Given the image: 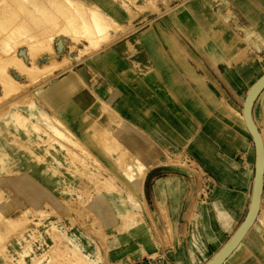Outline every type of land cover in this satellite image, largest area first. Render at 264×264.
<instances>
[{
	"label": "crops",
	"instance_id": "0c3cea01",
	"mask_svg": "<svg viewBox=\"0 0 264 264\" xmlns=\"http://www.w3.org/2000/svg\"><path fill=\"white\" fill-rule=\"evenodd\" d=\"M83 1L124 27L130 21L129 11L118 0ZM237 1L241 16L255 26V33L247 30L253 59L258 56V40L264 38L259 26L264 27V0ZM59 38L66 37H58L55 48L62 45ZM195 40L212 49L207 37ZM258 63L241 90L230 80L236 67L218 72L222 86L213 64L208 70L194 48L167 41L157 26L141 32L127 28L110 44L75 58L39 83L36 98L45 102L40 107L62 120L111 174L118 172L125 182L95 190L89 200L112 259L134 260L163 250L175 264H206L237 232L251 206L255 182L256 147L242 108L250 82L264 70ZM245 81L249 85L243 90ZM252 112L263 137L264 88ZM123 152L144 165L141 188L119 168ZM178 152L187 153L201 172L166 164L167 154ZM22 166L28 169L25 173L3 182L13 184L29 204L53 202V182L43 176V167L32 159ZM220 264H264V180L255 221Z\"/></svg>",
	"mask_w": 264,
	"mask_h": 264
},
{
	"label": "rangeland",
	"instance_id": "374dc122",
	"mask_svg": "<svg viewBox=\"0 0 264 264\" xmlns=\"http://www.w3.org/2000/svg\"><path fill=\"white\" fill-rule=\"evenodd\" d=\"M118 1L129 11L130 21L124 27L110 17L115 23L111 40L100 49L113 42L120 34L127 32V28L129 31L141 32L147 27L157 26L165 31L167 41H180L194 48L195 55L201 58L203 63L208 64V70L213 64L214 75L220 85L224 80L218 72L224 74L237 64L246 63L254 52L250 46L253 39L248 35L255 33V26L244 15L241 16V6L237 0ZM8 2L16 12L12 20L14 23L21 16L27 17L28 12L38 19H45L46 15L40 12L42 5L49 6L51 19L55 15L61 16V12L49 0ZM83 2L87 7H98ZM251 7L253 8L252 5ZM234 16L240 19L237 17L235 19ZM0 19L1 27L5 18H1L0 15ZM259 26L264 33V27L261 24ZM34 27L32 28L35 29ZM62 36L67 39L59 38L62 45L59 44V48H55L56 39ZM196 36L204 39L207 37V40L211 41L212 49L207 50L204 43L195 40ZM84 41L86 40L75 42L65 32L53 31L52 44L55 53L52 56L42 53L38 55L37 62L41 65L50 63L53 57L56 60L61 57L66 60L62 66L53 67L48 76H44L36 83L21 73L16 65L8 66L9 73L23 87L17 93L0 99V264H130L133 260L131 257L114 260L108 255L105 234L99 221L89 210V200L93 191L125 184L123 178L118 172L111 174L103 164L105 162L102 160L101 163L62 120L46 113L40 107L45 102H40L36 98L40 89L39 83L52 76L55 70L69 66L75 58L81 59L100 50L99 48L86 50ZM258 41L256 49L258 56L255 55L256 58L250 59L245 66L236 67L234 77L230 76L233 86L238 90H241L242 82L250 78L251 70L256 69L258 60L259 69H264V38ZM27 51L26 45L18 48V54L28 63L30 58ZM0 54L1 57L6 56L2 43ZM263 72L264 70L259 75ZM256 75L257 72H254L252 79ZM248 85L249 82L245 81L242 89L246 90ZM1 92L0 86V94ZM56 119L70 130L69 137L56 130L54 127ZM101 137L104 138L102 135ZM21 151L32 156L12 154L14 152L20 154ZM126 154L123 152L118 156V165L131 179L137 171V165L142 163L130 159ZM167 156L170 157L166 164L176 169L196 174L201 172L197 162L187 153L178 152ZM27 159H32L34 165H41L44 169L43 176L53 182L51 188L57 198L53 202L29 204L15 192L13 184L3 182L5 178L18 177L25 173L28 169H24L22 164H26ZM144 173L143 166V177ZM133 201L140 206L136 198ZM141 214L142 212L136 216L140 218ZM7 227L9 228L5 229Z\"/></svg>",
	"mask_w": 264,
	"mask_h": 264
},
{
	"label": "bare ground",
	"instance_id": "6f19581e",
	"mask_svg": "<svg viewBox=\"0 0 264 264\" xmlns=\"http://www.w3.org/2000/svg\"><path fill=\"white\" fill-rule=\"evenodd\" d=\"M7 1L0 0V15L1 18H5L0 27V44L2 43L3 52L6 53V56L3 57H1L0 54L1 100L2 98L14 94V92L17 93L18 90L23 87L9 73V65H16L21 73L25 74V76L30 78L34 83L40 81L44 76H48L52 72L51 70L53 67L62 66L63 62L66 60V58L62 60L61 58L63 57L60 58L62 61H58L53 57L51 59L52 61H49L50 63L42 65L37 62L38 55L48 53L52 56L55 53L52 44L53 31L65 32L75 42H82L85 39L84 47L86 50L89 48L100 49L104 44L111 40L113 26L115 25L114 21L98 7H87L83 0H49L52 5L57 7L61 12V16L58 17L55 15V17L51 19L49 17V6L42 5L40 12L46 15L45 19H38L37 16L28 12L27 17L22 18L21 16L15 23L12 20L16 12L11 8L12 5H10L9 2L7 3ZM21 45H26L27 47V52L30 58V62L28 63L18 54V48ZM262 74H260V76ZM242 117L244 119L243 114ZM47 119L49 121V118ZM54 127L59 133L68 135L69 137L70 132L61 121L57 119L54 120ZM143 166V164H138L135 176L131 178L139 182L140 188L143 184ZM8 228L9 227L5 229Z\"/></svg>",
	"mask_w": 264,
	"mask_h": 264
},
{
	"label": "water",
	"instance_id": "95a60500",
	"mask_svg": "<svg viewBox=\"0 0 264 264\" xmlns=\"http://www.w3.org/2000/svg\"><path fill=\"white\" fill-rule=\"evenodd\" d=\"M263 88H264V74L256 82H254L253 85L248 90L243 107L245 121L253 136L256 147L255 182H254L251 206L249 208L245 220L242 222L237 232L226 243V245L206 264H220L227 257V255L243 238L248 228L253 224L261 207V198H262L263 180H264V141L262 134L254 120L252 111H253L254 102Z\"/></svg>",
	"mask_w": 264,
	"mask_h": 264
},
{
	"label": "built area",
	"instance_id": "2783aa9c",
	"mask_svg": "<svg viewBox=\"0 0 264 264\" xmlns=\"http://www.w3.org/2000/svg\"><path fill=\"white\" fill-rule=\"evenodd\" d=\"M130 264H175L163 250H158L150 254L138 257Z\"/></svg>",
	"mask_w": 264,
	"mask_h": 264
}]
</instances>
